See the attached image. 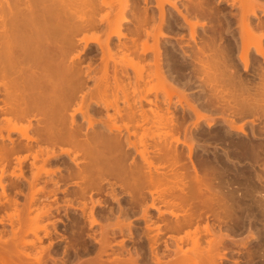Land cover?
<instances>
[{"label": "bare ground", "instance_id": "1", "mask_svg": "<svg viewBox=\"0 0 264 264\" xmlns=\"http://www.w3.org/2000/svg\"><path fill=\"white\" fill-rule=\"evenodd\" d=\"M152 2L0 0V264H264V0Z\"/></svg>", "mask_w": 264, "mask_h": 264}, {"label": "rangeland", "instance_id": "2", "mask_svg": "<svg viewBox=\"0 0 264 264\" xmlns=\"http://www.w3.org/2000/svg\"><path fill=\"white\" fill-rule=\"evenodd\" d=\"M154 1H155V0H153L152 3H153V4H156V2H154ZM153 4H151V6H152ZM140 5H141V4L135 6V11H136V8H137V10H139L138 7H139V8L142 7V5H141V6H140ZM166 5H167V4H166ZM154 6H155V5H154ZM154 6L152 7V8H154L153 11H155V14L157 15V14H158V10H157V8L154 7ZM167 7H169V6L167 5ZM133 8H134V7H133ZM156 10H157V11H156ZM130 12H131V11H129V13H127V15H128L129 18H130V16H131V15H130V14H131ZM226 12H228V10H227ZM132 13H133V10H132ZM155 21H157V20H155ZM157 22H158V21H157ZM157 22H156V23H157ZM154 23H155V22H154ZM154 23H153V24H154ZM156 23H155V24H156ZM150 24H151L152 26H151ZM150 24H148V25L150 26V27L148 26V29H149V28L151 29V32H152V34H153L152 37H153V36L156 37V38H157V37H161V34L165 33V31H167V29H165V28H164V29H163V28H162V29H160V28L158 29V28H157V25L155 26V24L153 25L151 22H150ZM128 25H131V27H132L133 22L126 23L125 26H124L125 28H123V32H125V31L127 32L126 26H127V28H128V27H129ZM131 27H129V28H131ZM151 27H152V28H151ZM132 28H133V27H132ZM125 29H126V30H125ZM150 29H149V30H150ZM200 29H201V28H200ZM200 29H199V30H200ZM152 30H154V32H153ZM157 30L159 31V33H157V32H158ZM160 30H163V32L161 31V34H160ZM201 30H202V29H201ZM183 32L186 33V34H188L189 30H188V29H185V31H183ZM156 33H157V34H156ZM171 34H172V33H171ZM93 35L96 36V35H98V33H96V32H87V36H93ZM99 35H101V34H99ZM156 35H157V36H156ZM173 36H174V35H173ZM150 37H151V36H150ZM150 37H149L148 39H150ZM154 37H153V38H154ZM101 38L103 39L104 36L102 35ZM153 38L150 39V42H151V43L149 42V44H152V43L155 42V39H156V38H154V39H153ZM171 38H172V39H171ZM152 39H153V40H152ZM169 40L172 41V43L176 42L175 37H170ZM148 41H149V40H148ZM175 44H176V43H175ZM165 45H166V44H165ZM170 45L173 46V44L168 43V44H167V47L170 48ZM92 46H93V47H96V44H92ZM118 52H119V51H118ZM118 52H117V53H118ZM115 54H116V53H115ZM119 54H120V55H119ZM123 54H124V52H123ZM123 54H122V52H120V53H118V55L115 56V57H118V58H119V57L123 56V58H124V55H125V57L127 56L126 54H124V55H123ZM118 58H116V59H118ZM123 58H122V59H123ZM129 58H131V57H129ZM129 58H128V56H127V58H124V59H125V60H128ZM120 59H121V58H120ZM134 61L138 62L137 60H133V63H134ZM136 62H135V66H136ZM138 64H140V63H138ZM183 81H184V80H183ZM154 84H156V81H153V82H152V85H154ZM197 84H198V83H197ZM197 84L195 83L194 85H191V86H190V90H188V93H190L189 98H190V97H193V96H194L193 94H194L196 91H198V89L196 88ZM192 89H193V90H192ZM174 93H175V92H174ZM155 94H156V92L154 91L153 96H154ZM174 95H175V98L177 99L176 93H175ZM93 96H94V97H92V98L96 100V98L98 99V97H99L100 95L98 96V95L96 94L97 97H95V95H93ZM151 96H152V95H151ZM100 97H101V96H100ZM92 98H91V99H92ZM102 98H103V97H102ZM102 98H101V99H102ZM93 99H92V100H93ZM99 99H100V98H99ZM103 99H104V98H103ZM110 99H112V98H110ZM79 115H80V114H79ZM79 115H78V116H79ZM80 117H81V115L79 116V118H80ZM220 125H222V124H218V125H216V126H218V128H220V127H221ZM205 126H206V125H205ZM213 128H215V129H213ZM218 128H217V127H212V129L214 130V131H213L212 129H211L212 131L210 130V132L212 133V135H213V133L216 132V129H218ZM204 129H205V127H204ZM155 130H157V131H155ZM155 130H154V131L152 130L153 132H152V131H151V132H152V133H155V132H158V133H159V131H161V130L163 131V129H160V130L155 129ZM149 133H150V132H149ZM149 133H147V135H148ZM180 133L182 134V131H181ZM206 133L208 134V132H206ZM174 134H175V133H174ZM174 134H173V135H174ZM181 134H178V136H180V137L182 138V136L184 135V132H183V135H181ZM207 134L205 135L206 137L209 136V134H208V135H207ZM149 135H151V133H150ZM155 135H156V133H155ZM203 135H204V134H203ZM174 136L177 137V134L174 135ZM205 136H204V137H205ZM183 137H184V136H183ZM207 138H209L210 140L207 139ZM207 138L205 139L206 142H205V140H203V141H204L205 145H206V143L209 142V145L207 144V146H209V149H210V152H211V153L209 152V154H210L211 158L213 157L212 151H213L214 147H216V146H218V147H216V148H217V151H218V153L220 154V156H224V155L226 154V153H225V145L227 146L226 148H228V145H227V144H224L223 142H220V141H218V140L216 141L215 138H214V139H215L214 141L211 140V139H213V138L211 137V135H210L209 137H207ZM212 141H213L214 143H213ZM218 142H219V143H218ZM200 143H201V142H200ZM204 143L202 142L201 144L204 145ZM215 143H216V145H214ZM218 144H219V145H218ZM211 145H212V146H211ZM222 145H223L224 147H223ZM210 147H211V148H210ZM199 148H200V147H199ZM199 148H198V152H199V151L201 152L202 148H200V149H199ZM223 148H224V149H223ZM222 152H223V153H222ZM198 154H199V153H198ZM223 154H224V155H223ZM220 156H219V157H220ZM223 158H224V157H223ZM154 162H155V163H154ZM159 162H160V163H159ZM153 165H155V166L157 165V167H158V165L161 166V161H159V160L156 161V159H154V160H153ZM167 185H168V188H169L168 190H170V189L173 188V187H170V185H174V183H172V184L170 183V185H169V184H167ZM165 186H166V185H165ZM162 188H164V186H163ZM162 188H161V190H163ZM165 188H167V186H166ZM155 189H156V188H155ZM159 189H160V188H159ZM165 190H166V189H165ZM26 191H27V190H25V193H27ZM13 194H15V193H13ZM15 195H16L15 197L17 198V200L19 199L18 201H19V205H20V206H19V205H18V206H19L21 209H23L22 207H23L24 205L21 204V203H24V202L26 201L25 196H23L22 194H20V195H19V194H15ZM58 195H59L60 197H62V199H63L64 196L62 195V193H59ZM97 195L100 196V194H97ZM97 195H96V193H95V196H96V197H98ZM12 196H14V195H12ZM95 196H94V197H95ZM101 196H102V195H101ZM126 197L128 198V196H126ZM64 199H65V198H64ZM64 199H63V200H64ZM125 204H126V203H125ZM22 205H23V206H22ZM110 206H112V204H111ZM9 209H10V211H11L12 209H14V211H15L16 208L11 207V208H8L7 211H9ZM17 209H19V208H17ZM19 210H20V209H19ZM7 211H6V212H7ZM12 211H13V210H12ZM12 211H11V212H12ZM22 211H23V210H22ZM6 212H5V213H4V211L0 212V216L2 217L3 215H5V216L7 217ZM20 212H21V211H20ZM23 212H24V211H23ZM8 213H9V212H8ZM2 214H3V215H2ZM63 214H64V212H63L61 215H63ZM32 215H34V214H31L30 217H32ZM5 216H3V217H5ZM64 216H65V215H63L62 217H64ZM16 217H17V216H15V220L18 219V217H17V218H16ZM29 223H30V221H29ZM61 225H62V226H61ZM68 225H70V224L68 223ZM7 227L10 228L9 225H7ZM62 227H63V228H62ZM71 227H73V225H72V226H67V227H66L64 224H60V228H61L62 230H63V229L66 230L65 232L68 233V235H69V239H70V240H68L69 242H68V241H64L65 243L62 242L61 244L64 243V244L66 245V242H68V243H69V244H68V245H69L68 247H70V246L73 247L74 244H75V242H74V241H75V239H74V238H75V235L70 233V232H71L70 229H72ZM66 228H67V229H66ZM97 230H99V228H97ZM70 235H71V236H70ZM73 235H74V236H73ZM30 236H31V235H30ZM30 236L28 237V239H30ZM72 237H73V238H72ZM32 238H33V237H32ZM32 238H31V239H32ZM71 238H72V239H71ZM119 238H121V237H119ZM117 239H118V238H117ZM71 240H72V241H71ZM73 240H74V241H73ZM119 240H120V239H119ZM73 242H74V243H73ZM70 243H72V244L70 245ZM76 243H77V242H76ZM46 244H47V242H46ZM61 244H60V246H59L60 248H61ZM130 244L132 245L133 243L129 242V247L131 246ZM65 245L63 246L64 249H65ZM189 245H190V246H189L188 248H190V247L193 246V244H192V246H191V243H190ZM75 246H76V245H75ZM75 246H74V247H75ZM132 246L135 247L136 245H132ZM132 246H131V247H132ZM63 247H62V251H63ZM76 247H79V246H76ZM95 247H96V244H95ZM131 247H130V248H131ZM70 249H71V250H70ZM74 249H75V248H74ZM74 249H72V248L70 247V248H68V252H70V253L72 254V253H73L72 251H74ZM59 251H60L61 253L64 252V251L62 252L61 249H60ZM59 251H58V253H57V256H58V255L60 256ZM10 255H11V254H10ZM62 255H63V254H61L60 258L64 257V256H62ZM68 255H69V254H68ZM73 255H74V254H73ZM91 255L93 256V254H91ZM91 255H85L83 258H84V259L91 258ZM7 256H8V254H7ZM7 256H6V257H7ZM59 256H58V257H59ZM229 256H230V257L233 256V258H232L233 260H231V258L225 259L224 261H225L226 264H229V260H230V264H231L232 261H234V260H236V259H238V258H239L240 260L242 259L241 257H238L239 255H237L236 253L233 254V255H230V254H229ZM236 257H237V258H236ZM234 258H235V259H234ZM227 261H228V262H227ZM245 262H246V260H245V261H242V264H244ZM245 264H247V263H245Z\"/></svg>", "mask_w": 264, "mask_h": 264}]
</instances>
